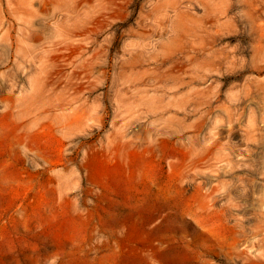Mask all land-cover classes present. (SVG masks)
Here are the masks:
<instances>
[{
    "label": "rangeland",
    "instance_id": "1",
    "mask_svg": "<svg viewBox=\"0 0 264 264\" xmlns=\"http://www.w3.org/2000/svg\"><path fill=\"white\" fill-rule=\"evenodd\" d=\"M165 251L264 264V0H0V264Z\"/></svg>",
    "mask_w": 264,
    "mask_h": 264
},
{
    "label": "bare ground",
    "instance_id": "2",
    "mask_svg": "<svg viewBox=\"0 0 264 264\" xmlns=\"http://www.w3.org/2000/svg\"><path fill=\"white\" fill-rule=\"evenodd\" d=\"M30 24L31 23L29 22V25H28V27H29L28 28V30H29L28 38L30 40L40 38L41 30L38 27L37 28L39 30L33 28L34 24H32V27H30ZM40 26H42V25H40ZM74 35H77V33H75V31L69 33L68 36H66V38L64 40L59 41V44L68 43V40H70ZM33 56H30L31 60L34 59ZM21 59H22V57H21ZM23 61H25V60H23ZM41 161L42 160L36 159V160H32L31 162L28 163L26 161V159L23 157V159H21L19 161L20 162V168L23 169L24 171H29V170H31L33 168L34 170H42V172H44V173L46 172V173L50 174L49 171L53 170V168L51 166H49V165H45L43 163L41 164L40 163ZM67 179L69 180V178H67ZM85 195H87L88 197H94L95 198L94 201L98 202V203H96V207L92 206V209H89V208L88 209L90 211H92L96 216L99 217V219H100V221H101L103 226H109V227H113L114 226V227H116L117 225H119V224H121L123 222V218L121 217V215H125V214H123V213L120 214V213H117L115 211H112V208L114 206V201L112 200V198L108 194H106L104 192L99 193L96 190H94L93 188H88L87 192L85 193ZM71 199L72 198H69V200H71ZM104 200L106 201L107 205L104 204L105 203ZM84 203L87 204V201L85 200ZM88 205H89V203H88ZM193 215L196 216V218L198 219L199 222H201L203 220L202 219V214L200 212H196L195 211ZM168 223H169L168 220H166L165 218H162V223L158 227L159 228L161 227L160 229H162L163 226L168 225ZM110 229H112V228H110ZM39 237H43L45 239H48V242H51L52 245L54 247H56L57 249H60L62 244H65L64 243L65 240H63V239L60 240L59 237H58V234L53 232V231H51V232L42 231V233H41V235ZM170 247H172V246H170ZM30 250L33 251L34 248H31ZM167 251H165V252L167 253ZM170 251H171V249L169 250V253H170ZM178 252L176 250V253H178ZM172 253H173V251H171V254ZM171 254L170 255L168 253H167V255L164 254V253L160 254L159 255L160 260L162 262H164L165 264H172V262H174V261L177 262L178 258L176 256H172ZM168 255L171 256V257H169ZM154 257H156V256H154ZM159 257H157V258H159ZM157 258H154V259H157ZM136 259L140 260L142 258L136 257ZM157 260H159V259H157ZM39 262H40V259H35V260L31 261V264H38ZM141 263H143V262H141ZM58 264H87V263L83 259H81V257L75 256V257H71V258L61 257V258L58 259ZM98 264H119V263L117 262V258H116L115 254L113 252V253H108V254H105L103 256L98 257Z\"/></svg>",
    "mask_w": 264,
    "mask_h": 264
}]
</instances>
